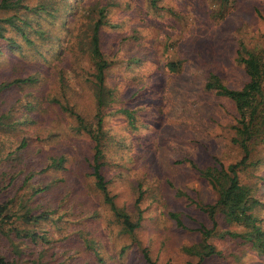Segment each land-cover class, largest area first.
I'll list each match as a JSON object with an SVG mask.
<instances>
[{
  "label": "rangeland",
  "instance_id": "obj_1",
  "mask_svg": "<svg viewBox=\"0 0 264 264\" xmlns=\"http://www.w3.org/2000/svg\"><path fill=\"white\" fill-rule=\"evenodd\" d=\"M114 1L120 6L108 20L120 26L102 28V48L113 61L108 80L115 98L105 119L109 136L105 172L116 204L134 221L141 216L140 226L132 235L125 233L93 184V142L74 128L76 118L54 101H63L64 93L55 67L59 60L52 52L47 54L49 60L40 61L27 51L0 55V81L31 73L41 78L1 94L2 139L15 149L26 134L42 136L41 141L30 140L14 160L1 163H16L19 169L24 163H58L55 159L62 158L64 167L53 176L61 178L64 188V183L71 187L73 196L63 217L46 228L62 251L68 247L63 264H101L86 239L96 242L104 264H149L145 250L158 264H264V256L251 242L224 233L242 232L243 227L225 224L221 215L209 238L216 253L204 259L197 256L201 228L213 227L198 204L214 203L216 193L185 160L203 168L213 155L226 164L242 158L241 149L231 141L233 104L207 95L204 85L211 72L232 88L245 84L247 75L236 49L240 42L249 48L264 47V0H159L158 9L147 0ZM80 26L78 37L86 27ZM177 60L182 61L181 69L171 72L166 64ZM74 66L72 86L64 97L92 121L96 100L90 61L84 55ZM32 100L35 108L28 111ZM117 108L134 111L136 127L126 114L114 113ZM19 121L15 129L10 124ZM250 162L256 164L242 172V180L253 185L255 196L264 202V143ZM81 203L83 209L78 211ZM258 216L264 228V206Z\"/></svg>",
  "mask_w": 264,
  "mask_h": 264
},
{
  "label": "trees",
  "instance_id": "obj_2",
  "mask_svg": "<svg viewBox=\"0 0 264 264\" xmlns=\"http://www.w3.org/2000/svg\"><path fill=\"white\" fill-rule=\"evenodd\" d=\"M147 2L154 9L161 7L159 0ZM119 6L120 3L114 0H0V55L6 57L27 51L40 61V58L49 60L47 54L52 52L53 57H58L59 60L55 67L60 75L59 83L64 96L72 86L69 83L73 73H76V58L84 55L88 57L96 100L93 120L87 121L71 107L64 96L63 101L60 98H55L54 101L70 116L76 118L77 126L74 128L91 138L94 153L90 175L93 184L103 195L105 204L109 206L115 220L122 225L123 231L132 235L141 224V216L134 221L126 210L116 204L105 172V145L109 138L105 119L112 112L115 98L108 80L113 61H110L103 51L102 28L108 25L120 26V23H111L108 20ZM79 23L80 27L86 26L82 37H78ZM54 30L60 34L54 33ZM236 55L247 75L245 84L240 88H232L224 83L220 75L211 72L204 85V92L233 104L235 118L234 124L231 125V141L241 149L242 158L226 164L213 155L211 164L203 168L194 160L185 159L199 170L216 193L214 203L198 204L213 221L212 228H201L203 239L200 249L195 251L200 259L216 253L215 245L209 242V238L218 227V215L222 216L227 225L243 227L242 232L227 229L224 233L251 242L264 256L263 219L258 216V209L264 206V202L255 196L253 185L245 183L241 177L249 165L256 164L250 162V159L264 143V47L249 48L240 42ZM64 63H69V66H64ZM181 66V60L166 64L171 72H177ZM40 79V76L34 73L25 77L17 76L11 80L4 79L0 81V99L1 94L12 86L34 85ZM34 108L32 100L29 102L28 111ZM116 112L126 114L130 124L136 127L137 117L134 111L117 108L114 113ZM28 122L29 120H26L24 124ZM31 122L35 123L32 120ZM20 123L21 121L18 124H10L15 129ZM30 140L41 141L42 136L26 134L13 149L7 146L8 143L4 142L0 133V264H63L62 256L66 254L68 247L62 251L57 241L50 239L51 231L46 228L53 226L63 217L73 196V189L66 183L64 188L61 178L53 176L54 171L58 172L64 167L62 158L55 159L58 163H24L19 169L16 163H1L14 160L22 149L27 148ZM7 147L10 149L7 150ZM81 209L82 203L78 211ZM173 217L182 225L178 214L174 213ZM92 241L86 239L85 243L94 251L98 261L104 264L105 258L94 246L96 242ZM125 249L126 247L122 251ZM48 256L51 263L48 262ZM144 258L149 264H158L148 250L144 251Z\"/></svg>",
  "mask_w": 264,
  "mask_h": 264
}]
</instances>
